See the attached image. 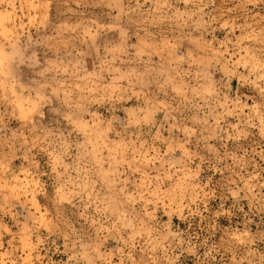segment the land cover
<instances>
[{"label": "rangeland", "instance_id": "374dc122", "mask_svg": "<svg viewBox=\"0 0 264 264\" xmlns=\"http://www.w3.org/2000/svg\"><path fill=\"white\" fill-rule=\"evenodd\" d=\"M0 264H264V0H0Z\"/></svg>", "mask_w": 264, "mask_h": 264}]
</instances>
